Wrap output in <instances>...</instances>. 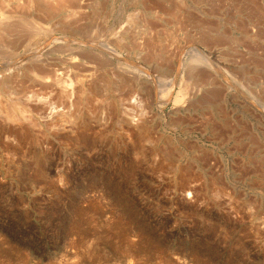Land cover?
Returning a JSON list of instances; mask_svg holds the SVG:
<instances>
[{"label": "rangeland", "instance_id": "obj_1", "mask_svg": "<svg viewBox=\"0 0 264 264\" xmlns=\"http://www.w3.org/2000/svg\"><path fill=\"white\" fill-rule=\"evenodd\" d=\"M0 2V264H264V0Z\"/></svg>", "mask_w": 264, "mask_h": 264}, {"label": "bare ground", "instance_id": "obj_2", "mask_svg": "<svg viewBox=\"0 0 264 264\" xmlns=\"http://www.w3.org/2000/svg\"><path fill=\"white\" fill-rule=\"evenodd\" d=\"M58 1H61L60 3H65L67 0H58ZM3 8H5V5H4V3H2L1 4V2H0V14H1V11H3L2 9ZM0 42H1V39H0ZM197 58H199V59H203L202 57H200V56H198ZM215 68L217 69V71L219 72V73H221V69L219 68V67H217L216 65H215ZM146 73V72H145ZM223 73V72H222ZM149 77H151V75H149V74H147ZM152 79H153V77H151ZM176 83H174V85H175ZM172 89V88H171ZM175 90V89H174ZM173 92V90L169 93V94H167V96H166V98H167V100L169 101L170 99H171V93ZM178 96H177V100L176 101H178V100H180V97L182 98V93L180 92L179 94H177ZM180 103V102H179Z\"/></svg>", "mask_w": 264, "mask_h": 264}]
</instances>
